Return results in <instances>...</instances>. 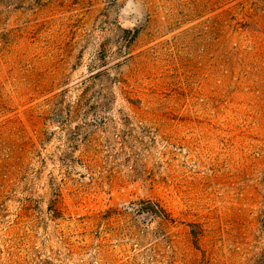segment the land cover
Wrapping results in <instances>:
<instances>
[{"label":"rangeland","instance_id":"1","mask_svg":"<svg viewBox=\"0 0 264 264\" xmlns=\"http://www.w3.org/2000/svg\"><path fill=\"white\" fill-rule=\"evenodd\" d=\"M0 264H264V0H0Z\"/></svg>","mask_w":264,"mask_h":264},{"label":"trees","instance_id":"2","mask_svg":"<svg viewBox=\"0 0 264 264\" xmlns=\"http://www.w3.org/2000/svg\"><path fill=\"white\" fill-rule=\"evenodd\" d=\"M130 207L137 213H150L163 220L173 221L165 209L152 200H139L137 203H131Z\"/></svg>","mask_w":264,"mask_h":264}]
</instances>
